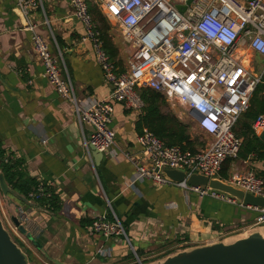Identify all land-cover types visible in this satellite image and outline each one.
<instances>
[{"label": "crops", "instance_id": "obj_1", "mask_svg": "<svg viewBox=\"0 0 264 264\" xmlns=\"http://www.w3.org/2000/svg\"><path fill=\"white\" fill-rule=\"evenodd\" d=\"M41 1L42 8L31 14L35 31L48 40L53 55L60 51L80 106L107 100L113 88L104 82L90 44L81 41L84 30L73 18L68 0ZM89 5L96 7L91 1ZM15 8V0H0V141L6 154L23 161V171L31 178L51 184L59 209L52 212L12 194L0 195V209L5 225L34 264H133V254L123 239L104 240L88 232L92 220L108 212L105 199L129 240L140 244L133 249L144 253L141 259L160 246L180 242V247L186 244L184 249L196 247L219 241L235 227L253 225L254 212L198 198L176 186L157 188L144 180L131 187L135 168L121 151L139 153L135 145L138 116L122 104H113L110 124L116 148L104 153L96 164L82 146L83 137L90 132L79 126L72 106L44 77L32 49V34L15 15ZM108 33L117 52L115 61L124 60L123 42L118 43L110 30ZM199 133L204 146L207 137ZM247 172L264 179L259 175L264 174V162L235 159L224 182ZM13 218L25 233L14 225ZM99 249L109 256L101 257Z\"/></svg>", "mask_w": 264, "mask_h": 264}, {"label": "built area", "instance_id": "obj_2", "mask_svg": "<svg viewBox=\"0 0 264 264\" xmlns=\"http://www.w3.org/2000/svg\"><path fill=\"white\" fill-rule=\"evenodd\" d=\"M90 1L117 28L123 44L130 46L124 66L112 61L104 51L98 24L89 11ZM187 1L68 0L73 18L84 30L81 41L90 44L104 82L113 88L107 100L86 102L82 107L60 51L58 56L53 55L48 40L35 31L31 14L42 8L41 0H15V6L24 17V28L32 34V49L44 77L56 94L72 106L79 126L88 123L95 130L83 137L85 151L89 153L92 146L104 154L116 148V134L110 127L114 103L139 116L144 108L139 90L150 89L160 94L166 104H178L181 116L189 117L207 140L202 148L190 152L167 146L143 128L135 139L139 153L121 151L135 168L130 186L144 180L157 188L172 185L198 198L254 212L253 225L229 230L231 234L248 233L264 227V207L243 206L242 202L208 187L189 186L186 180L192 174L219 178L224 163L237 159L243 140L236 135L235 127L247 112L255 88L263 84L264 89V69L257 75L247 61L249 53L264 59V0H192L189 5ZM251 129L256 136L264 130V115L256 118ZM137 155H142L146 163L139 162ZM163 169L182 170L187 177L175 184L162 176ZM226 183L264 199V179L253 172L235 175ZM51 194V184L38 183L28 199L38 201ZM105 202L108 212L92 220L89 234L104 240L123 239L138 264H142L111 203L106 199ZM97 254L109 256L103 249Z\"/></svg>", "mask_w": 264, "mask_h": 264}, {"label": "trees", "instance_id": "obj_3", "mask_svg": "<svg viewBox=\"0 0 264 264\" xmlns=\"http://www.w3.org/2000/svg\"><path fill=\"white\" fill-rule=\"evenodd\" d=\"M89 11L92 14L95 22L98 24L101 38L103 40V48L106 54L112 61H115L117 52L111 43L108 31L110 27L107 20L99 13L93 5H89ZM119 63V61H117ZM264 81V78H263ZM140 98L144 103V108L141 115L138 116L136 122V130L138 134L142 132L143 128L148 129L157 138L162 140L167 146H179L182 150L196 151L197 140H193L189 134L188 125L181 122L176 116L171 113L164 112L163 107L165 101L162 96L150 89L139 90ZM259 115H264V89L263 84H259L253 91L249 108L247 112L239 119L235 133L243 140L241 149L238 153L237 159L246 160L252 158L255 161L264 162V143L253 133L251 129L252 123ZM203 147V145H201ZM235 160V159H234ZM234 160H228L224 163L219 178L223 181L228 180V170L230 164ZM20 159H14L11 154H6L2 148L0 141V174L3 175L7 186L12 195H16L24 201L29 200L28 194L35 190L38 183L31 178L25 171H23ZM260 176L264 174H259ZM41 207H46L52 212L59 209V200L52 192L49 198H44L36 201ZM15 242V241H14ZM20 248L21 244L15 242ZM175 252H167L162 257L155 259H163ZM139 250H136V255L139 259L143 256ZM130 258H134L133 255ZM30 261V259H29ZM150 261V262H153ZM142 264H148L145 260Z\"/></svg>", "mask_w": 264, "mask_h": 264}, {"label": "water", "instance_id": "obj_4", "mask_svg": "<svg viewBox=\"0 0 264 264\" xmlns=\"http://www.w3.org/2000/svg\"><path fill=\"white\" fill-rule=\"evenodd\" d=\"M191 1L188 0L187 5ZM178 9L184 11L185 7H178ZM14 13L25 25L24 17L17 8L14 9ZM83 125L90 133L95 132L92 125L88 123ZM257 137L264 143V130ZM89 153L96 164L102 159L103 154L97 152L92 146H89ZM138 158H142V155H138ZM161 174L175 184L183 182L187 177V173L182 170L163 169ZM186 183L189 186L208 187L211 190L224 193L238 202H242L243 206L264 207L263 198L244 193L242 189L228 184L220 178L208 179L206 176L192 174ZM0 193L3 197H7L10 193L2 174H0ZM12 222L20 232L25 233L24 228L19 226L16 218H13ZM0 264H30L28 255L12 240L1 218ZM152 264H264V227H259L258 231L230 242L219 240L196 247H188Z\"/></svg>", "mask_w": 264, "mask_h": 264}, {"label": "rangeland", "instance_id": "obj_5", "mask_svg": "<svg viewBox=\"0 0 264 264\" xmlns=\"http://www.w3.org/2000/svg\"><path fill=\"white\" fill-rule=\"evenodd\" d=\"M109 27H110V35L112 37L117 38V42L120 43L121 42V38L119 36V32H117V28L115 26H113V25H110V24H109ZM122 47H123L122 49H123L124 60L121 59L119 61L120 64H121V62H125L126 63L127 58L130 56V51H131L130 50V46L127 45V44H123ZM247 61L250 62V65L252 66L254 73L257 74V75H259L261 73V71L264 69V59H261V58H259L258 56H255L252 53L251 54L249 53V55L247 57ZM120 64H119V66H122ZM162 109H163L164 112H168V113L173 114L181 122H183L186 125H188V130H189V134H190L191 138L193 140H197L196 141L197 142V144H196V147L197 148H199V147H201V145H203V141H204L203 136H200L199 131H197V129H195L196 127L194 126V124L192 123V121H191V119L189 117H185V116H183V114L181 116L182 108L178 104H172V103L171 104H166V102H165V106ZM179 116L181 117V119L179 118ZM0 195L2 196L1 193H0ZM4 216H5V214L2 213V211L0 209V218L2 219V222L4 224V227L9 232L12 240L15 241V242H17L18 244H20V242L14 237V235L9 231V229L5 225V223H4V221H5L4 220ZM252 230H254V229H252ZM252 230H250V231H252ZM238 235H242L243 237H246L247 236V233H245L243 231H239V232H236L234 234L225 235L224 237L220 238L219 240L220 241L229 240L227 242H230L231 240L236 239V236H238ZM243 237H241V238H243ZM179 243L180 242L174 243V244L170 243V244H167V245H164V246H160V247L154 249L153 251L148 252L147 254H145V256H144L143 259H139V260L140 261L145 260L146 262H150V261H153L155 259H158V258L162 257L165 254L164 251H167V252H174L175 251V253H177V252H179V250H181V251L184 250L185 245L182 244L183 247H180V244ZM130 244H131L132 247L140 246V244H137V243H135L133 241H130ZM23 252L25 253L26 251H23ZM175 253H173V254H175ZM173 254H171V255H173ZM26 255H27V253H26ZM133 257H134L132 259L133 264H138L135 256H133ZM29 259H30V257H29ZM160 260H162V259H160ZM160 260H156V261L150 262L148 264L156 263V262H158ZM30 263L31 264H34V262L31 259H30Z\"/></svg>", "mask_w": 264, "mask_h": 264}, {"label": "bare ground", "instance_id": "obj_6", "mask_svg": "<svg viewBox=\"0 0 264 264\" xmlns=\"http://www.w3.org/2000/svg\"><path fill=\"white\" fill-rule=\"evenodd\" d=\"M229 241V240H226V242Z\"/></svg>", "mask_w": 264, "mask_h": 264}]
</instances>
